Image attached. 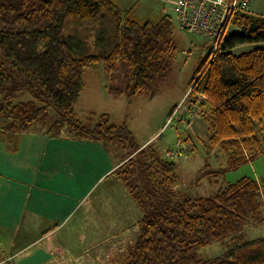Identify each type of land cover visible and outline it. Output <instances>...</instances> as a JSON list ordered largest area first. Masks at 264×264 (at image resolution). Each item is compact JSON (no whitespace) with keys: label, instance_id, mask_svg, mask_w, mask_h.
Masks as SVG:
<instances>
[{"label":"trees","instance_id":"1","mask_svg":"<svg viewBox=\"0 0 264 264\" xmlns=\"http://www.w3.org/2000/svg\"><path fill=\"white\" fill-rule=\"evenodd\" d=\"M109 16L118 36L111 52L75 56L68 26L91 25L83 28L90 32ZM232 23L240 32L199 59L188 95L189 109L208 123L207 149L220 147L225 156V169L204 174L216 178L264 154V47L257 45L264 42V17L236 13ZM174 26L170 16L140 19L117 0H0V136L17 148L23 133L41 128L123 153L115 175L142 212L126 264H264V236L247 237L250 225L264 223V185L257 178L244 176L212 196L183 197L172 152L165 157L154 144L141 146L128 124H115L108 113L94 124L76 113L85 70L99 63L108 75L125 69V85L110 84L112 94L154 98L177 53ZM247 44L252 47L236 50ZM27 93L31 98H20ZM215 241L227 245L223 254L198 255Z\"/></svg>","mask_w":264,"mask_h":264},{"label":"crops","instance_id":"2","mask_svg":"<svg viewBox=\"0 0 264 264\" xmlns=\"http://www.w3.org/2000/svg\"><path fill=\"white\" fill-rule=\"evenodd\" d=\"M252 5L253 13L264 17V8L261 13L253 10ZM240 30L234 26L233 33ZM257 45L264 47V42ZM243 46L249 45L236 50ZM198 118L206 128L205 142L210 134L208 123L204 117ZM5 142L0 139V264H92L91 232L106 233L111 225H118L119 218L125 224L133 213L128 209L133 197L124 181L115 175L126 161L123 153L102 141L67 133L50 136L44 130L23 133L17 148ZM148 144L153 143L140 145ZM207 151L206 158L211 160L214 155L216 160L215 164L211 160V164L225 169L221 148ZM222 177L209 178L206 184L212 187L215 183L220 189L227 185ZM135 216L138 219L140 215ZM141 217L135 224H139ZM86 228L94 231H84L82 242L78 236ZM112 237L115 236L106 234L96 243H109ZM72 244L79 245L76 251ZM101 251H97L99 257Z\"/></svg>","mask_w":264,"mask_h":264},{"label":"rangeland","instance_id":"3","mask_svg":"<svg viewBox=\"0 0 264 264\" xmlns=\"http://www.w3.org/2000/svg\"><path fill=\"white\" fill-rule=\"evenodd\" d=\"M117 1L123 9L133 8L136 17L148 20L151 23L158 22L164 16L172 17L175 23L174 36L178 47L176 56L171 61L170 71L165 80L161 81L156 96L151 98L149 95L144 94L131 102L124 94L114 95L108 88L112 83L120 86L125 85V69L122 68L113 75H108L105 63L87 67L84 73L85 87L76 106V113L81 120L87 121L90 119L89 123L92 124L104 113H108L111 121L116 124L127 123L139 144L152 142L159 153L165 157L170 156V152L175 153L173 159L178 164L179 176L176 189L182 194L181 196H212L219 188L215 183L212 187H209L206 182L210 181L209 178L216 179V177L212 175L204 176V174L210 170L220 169L211 164L212 162L215 164L214 155L211 158L212 162L206 158L208 149L205 142H207L208 137L205 138L206 141L204 142L203 137L207 134L204 122L201 118L192 114L191 109L183 117L180 115L183 107L191 106L188 99L190 80L198 66L201 54L210 47V42L202 36L188 32L179 26L174 11L176 0ZM263 8L264 0L253 1V10L263 13ZM94 26V30L90 32H88V29L91 25L70 24L68 26L66 36L75 56L110 53L113 47L109 49V46L115 42L118 43L116 25L110 16L109 19L107 18L99 25ZM83 28H88L86 29L87 32ZM69 29H71L70 32ZM233 29L234 26H232ZM69 36L73 39H70ZM106 40L111 42L107 46ZM250 46L252 47V45L243 46L240 50L247 49ZM112 76H114V80L110 79ZM20 98L27 99L31 96L30 93H27V95ZM174 106L180 107L178 113L174 115L173 121L170 122L168 120L172 114L169 115V111ZM65 134L66 132L63 135ZM262 138L264 145V132ZM0 139L5 140V143L8 142L3 136H0ZM179 143L185 146L181 153L177 149ZM196 145L199 147L197 146V148ZM195 148L197 149L193 152ZM113 152L115 151L113 150ZM222 176L226 181L225 184L236 182L244 176H250L257 178L264 185V154L242 164L237 169L224 172ZM130 202L131 206L128 205V209L133 213L125 219V224H122L120 221L122 219L119 218L118 225H111V228H116V230L110 228V231L106 233H99L97 231L91 232V228H86L80 233L81 236H78L80 241L83 242L82 234L84 231L86 233L90 231L93 234V236H90L92 249L90 250L91 254H89L92 264H126V258L140 229V225L135 223L142 216L137 203L133 199ZM137 213L140 215L138 219V216H135ZM91 227L94 228L93 225ZM111 232L117 233L115 235ZM106 234L115 237L109 239V243L106 241V243H96ZM260 236H264V223L252 224L248 227L247 237L249 239ZM78 246L72 244L73 251H76ZM226 246L222 241H215L200 250L198 255L202 258H212L223 254L226 251ZM98 250H102L101 257H99Z\"/></svg>","mask_w":264,"mask_h":264},{"label":"built area","instance_id":"4","mask_svg":"<svg viewBox=\"0 0 264 264\" xmlns=\"http://www.w3.org/2000/svg\"><path fill=\"white\" fill-rule=\"evenodd\" d=\"M252 1L176 0L174 2V11L179 26L208 40L211 53L214 55L233 33L232 16L236 13L254 14L251 10ZM179 107H176L168 121H173V117L178 113ZM188 112L189 107H183L180 115L183 117ZM192 114L198 117L201 116L198 111H192ZM177 147L180 153L185 148L180 143L177 144Z\"/></svg>","mask_w":264,"mask_h":264}]
</instances>
